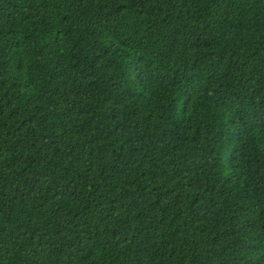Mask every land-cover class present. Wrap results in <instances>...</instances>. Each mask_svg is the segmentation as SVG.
I'll list each match as a JSON object with an SVG mask.
<instances>
[{
    "label": "trees",
    "instance_id": "16d2710c",
    "mask_svg": "<svg viewBox=\"0 0 264 264\" xmlns=\"http://www.w3.org/2000/svg\"><path fill=\"white\" fill-rule=\"evenodd\" d=\"M0 264H264V0H0Z\"/></svg>",
    "mask_w": 264,
    "mask_h": 264
}]
</instances>
